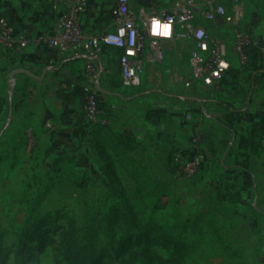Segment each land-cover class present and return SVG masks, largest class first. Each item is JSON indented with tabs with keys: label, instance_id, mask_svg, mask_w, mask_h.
Masks as SVG:
<instances>
[{
	"label": "rangeland",
	"instance_id": "obj_1",
	"mask_svg": "<svg viewBox=\"0 0 264 264\" xmlns=\"http://www.w3.org/2000/svg\"><path fill=\"white\" fill-rule=\"evenodd\" d=\"M153 3L171 10L177 0ZM188 50V43L165 44L164 60L146 65L134 86L123 85L116 56L104 47L90 75L82 61L73 71L61 68V83L90 84L96 73L100 86L112 94L94 89L105 124L85 122L74 150L53 156L40 154L33 124L21 117L35 99L27 89L31 80L10 81L14 65L0 50V264H69L74 250L90 259L99 256V264H264V257L255 258L264 252V223L257 226V242L239 224L243 218L258 219L250 206L243 209L254 202L253 163L234 162L223 174L219 164L225 148L214 156L197 148L200 172L189 179L179 174L177 163L190 155L177 159L178 134L184 144V136L196 134L205 141L206 130L212 140L222 133L213 126L195 134L184 127L191 122L188 114L203 107L191 101L203 98L193 92L198 87L184 86L190 79ZM20 68L35 74L28 65ZM45 94L41 90L38 96ZM177 105L183 113L179 121L170 114L166 120L150 115L156 109L177 110ZM204 164L210 172H202ZM127 207L138 229L121 220L105 227L114 209L126 213ZM89 219L98 223L93 248L86 241Z\"/></svg>",
	"mask_w": 264,
	"mask_h": 264
},
{
	"label": "crops",
	"instance_id": "obj_2",
	"mask_svg": "<svg viewBox=\"0 0 264 264\" xmlns=\"http://www.w3.org/2000/svg\"><path fill=\"white\" fill-rule=\"evenodd\" d=\"M106 2L107 0H91L83 22L91 27V22L109 9L104 5ZM242 4L245 13L242 29L251 34L253 41L247 52V62L241 66L236 58H231L230 70L219 93L195 88L194 94L203 98L197 97L191 101L194 105L201 103L203 107L193 109L192 113L186 117L191 122L184 126L186 131L194 134L198 129H208V126L219 127L222 130L221 136L217 140H212V133L207 130L205 141H201V138L193 141L196 134L191 138L184 136V142L188 145L186 146L178 134L177 159L181 155L197 154V148L204 149L207 154L210 152V155L214 156L219 148L224 147L225 152L219 164V170L223 174L229 171L234 162L245 160L253 163V171L249 172V175L252 176L254 202L249 205L245 203L243 209H249L250 206L258 219L243 218L239 224L246 227L244 229L246 236L257 242L261 239L256 232L259 231L257 226L264 223V0H243ZM52 17V12L44 0H0V18L10 22L29 41H33L40 33L50 31ZM107 26V23H102L97 27L105 29ZM0 50L3 60L14 65L10 70L28 65L35 74V71H39L36 75L38 77L47 70L41 81L20 74L15 75L13 79L16 82L19 77L31 80L27 89L33 92L35 99L28 104L26 112L21 117L33 124L30 125L33 133L32 140L39 145L40 154L49 152L53 156L64 150H74L75 142L80 139L83 131H86L77 85L82 80L61 83L63 78L61 68L67 67L73 71V68L82 60L60 62L56 60L52 50L35 47L32 44L19 54L9 52L2 45ZM109 53L114 56L112 52L109 51ZM19 63L21 64L17 66ZM21 87L25 88L24 85ZM41 90L47 93L45 97L38 96ZM51 92L54 97H51ZM224 105H229L238 111L240 117L232 121L230 130H226L221 125V122L225 123L227 117L231 118V111ZM204 107L208 108L207 113L204 112ZM179 110L180 107L177 105V110L163 109V111L160 110V115L154 113L150 115L154 114L155 118L161 119L165 116L166 120L167 115L170 114L172 119L179 121V118L183 117V113ZM252 127L256 128L254 134H251ZM146 129L147 127L144 126L143 130ZM246 139L255 143L256 151L253 152L250 149L249 144L245 142ZM195 143L197 145H194ZM207 157L210 161L212 160L210 156L207 155ZM210 171L211 168L204 164L202 172ZM244 173L247 172L244 171ZM251 226L256 227L255 231L249 228ZM238 238L240 239V236ZM263 257L264 252L258 253L255 258L260 260Z\"/></svg>",
	"mask_w": 264,
	"mask_h": 264
},
{
	"label": "built area",
	"instance_id": "obj_3",
	"mask_svg": "<svg viewBox=\"0 0 264 264\" xmlns=\"http://www.w3.org/2000/svg\"><path fill=\"white\" fill-rule=\"evenodd\" d=\"M52 12L50 31L29 41L8 21L0 18V45L19 54L28 45L52 50L56 60H82L90 75L101 47L117 59L120 80L134 86L148 64L164 60V45L189 44L188 68L190 79L186 88L195 86L217 94L230 70V60L241 66L247 62L252 36L242 29L243 0H177L171 10L157 9L153 0L148 6L115 0L113 20L106 29L90 30L83 22L88 13V0H44ZM92 23V22H91ZM96 73L88 81L78 83L82 112L87 124H105L104 109L96 99ZM194 137L193 141H197ZM198 155L179 161V174L193 178L202 168Z\"/></svg>",
	"mask_w": 264,
	"mask_h": 264
},
{
	"label": "trees",
	"instance_id": "obj_4",
	"mask_svg": "<svg viewBox=\"0 0 264 264\" xmlns=\"http://www.w3.org/2000/svg\"><path fill=\"white\" fill-rule=\"evenodd\" d=\"M114 2H115V0H107V2L104 5L108 6L109 9L106 10L105 12H102L97 19L92 21L90 30H96V29L98 30L99 28L97 26H100V24H102V23L109 24L113 20L114 16L112 14V7H113ZM136 4H138L140 6H148L144 0H136ZM224 106L226 109L231 111V118L227 117L225 120V123L221 122V125L226 130H230L232 121L236 120L240 117H239L238 111L234 110L229 105H224ZM151 112L156 114V115H160V113H161V111L158 109L153 110ZM255 132H256V128L252 127L251 128V134H254ZM247 139L245 140L247 145L249 144L248 146L250 147V149L253 152L256 151L257 147L255 146V143L251 142ZM245 142H243V144ZM121 212L122 211L119 208L114 209L115 215H113V217H111L110 223L108 225H105V227L110 229V227L114 224L115 220H121L124 224L128 225L132 229H138L139 228L136 216H135V214L131 208L127 207L126 213L125 212L121 213ZM97 224L98 223L95 221V219H89L87 221V224H86V231H87L86 241L89 243V245L92 248L94 247V245L98 239V235L96 233ZM140 240H141V238L137 239V241H139V242H140ZM40 251H42V249H40ZM70 256H71V260H70L69 264H99L100 263V257L99 256H95L92 259L86 258V256L84 255V252H82V251L78 252V251L74 250L71 252ZM56 264H58V263H56Z\"/></svg>",
	"mask_w": 264,
	"mask_h": 264
},
{
	"label": "water",
	"instance_id": "obj_5",
	"mask_svg": "<svg viewBox=\"0 0 264 264\" xmlns=\"http://www.w3.org/2000/svg\"><path fill=\"white\" fill-rule=\"evenodd\" d=\"M52 70V69H51ZM47 70H45L44 72H43V75H44V73L46 72ZM25 75V76H28V77H30V78H32V79H35V80H38V81H41L42 79H43V75H41V76H36V75H34L33 73H31V72H29V71H27V70H25V69H23V68H16V69H13V70H11L10 71V73H9V80L10 81H12L13 79H14V76L15 75ZM94 88H95V90L96 91H98V92H100V93H102V94H105V95H111L112 93H109V92H107V91H105L101 86H100V84H99V80L97 79L96 81H95V83H94Z\"/></svg>",
	"mask_w": 264,
	"mask_h": 264
}]
</instances>
